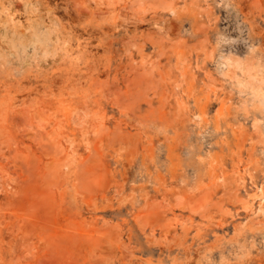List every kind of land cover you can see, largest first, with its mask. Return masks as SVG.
<instances>
[{"label": "rangeland", "instance_id": "obj_1", "mask_svg": "<svg viewBox=\"0 0 264 264\" xmlns=\"http://www.w3.org/2000/svg\"><path fill=\"white\" fill-rule=\"evenodd\" d=\"M0 264H264V0H0Z\"/></svg>", "mask_w": 264, "mask_h": 264}, {"label": "bare ground", "instance_id": "obj_2", "mask_svg": "<svg viewBox=\"0 0 264 264\" xmlns=\"http://www.w3.org/2000/svg\"><path fill=\"white\" fill-rule=\"evenodd\" d=\"M138 1L142 2L143 0H138ZM4 19H5V18H4Z\"/></svg>", "mask_w": 264, "mask_h": 264}]
</instances>
